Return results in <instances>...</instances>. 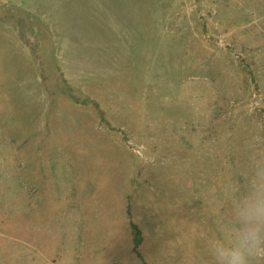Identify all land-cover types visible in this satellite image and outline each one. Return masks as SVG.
Instances as JSON below:
<instances>
[{"label": "rangeland", "instance_id": "374dc122", "mask_svg": "<svg viewBox=\"0 0 264 264\" xmlns=\"http://www.w3.org/2000/svg\"><path fill=\"white\" fill-rule=\"evenodd\" d=\"M258 161L264 0H0V264H213Z\"/></svg>", "mask_w": 264, "mask_h": 264}, {"label": "clouds", "instance_id": "9594fccd", "mask_svg": "<svg viewBox=\"0 0 264 264\" xmlns=\"http://www.w3.org/2000/svg\"><path fill=\"white\" fill-rule=\"evenodd\" d=\"M228 237L210 244L213 264H254L264 257V161L252 165L248 190L233 206Z\"/></svg>", "mask_w": 264, "mask_h": 264}, {"label": "trees", "instance_id": "16d2710c", "mask_svg": "<svg viewBox=\"0 0 264 264\" xmlns=\"http://www.w3.org/2000/svg\"><path fill=\"white\" fill-rule=\"evenodd\" d=\"M133 228L135 229V237H136L137 244L139 245L141 242V231L135 225H133Z\"/></svg>", "mask_w": 264, "mask_h": 264}]
</instances>
